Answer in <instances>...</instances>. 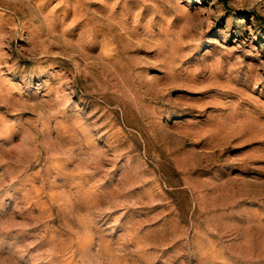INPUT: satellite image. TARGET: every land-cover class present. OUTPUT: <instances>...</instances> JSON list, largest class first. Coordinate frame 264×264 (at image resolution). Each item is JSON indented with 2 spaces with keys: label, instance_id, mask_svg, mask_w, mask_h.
Here are the masks:
<instances>
[{
  "label": "rangeland",
  "instance_id": "374dc122",
  "mask_svg": "<svg viewBox=\"0 0 264 264\" xmlns=\"http://www.w3.org/2000/svg\"><path fill=\"white\" fill-rule=\"evenodd\" d=\"M0 264H264V0H0Z\"/></svg>",
  "mask_w": 264,
  "mask_h": 264
}]
</instances>
